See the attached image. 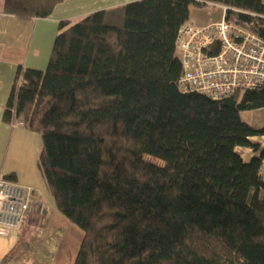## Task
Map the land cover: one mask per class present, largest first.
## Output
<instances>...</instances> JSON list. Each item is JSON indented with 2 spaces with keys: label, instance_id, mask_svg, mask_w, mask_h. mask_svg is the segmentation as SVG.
<instances>
[{
  "label": "trees",
  "instance_id": "trees-1",
  "mask_svg": "<svg viewBox=\"0 0 264 264\" xmlns=\"http://www.w3.org/2000/svg\"><path fill=\"white\" fill-rule=\"evenodd\" d=\"M64 1L4 0L3 13L47 18ZM193 6L225 7L264 39V0H137L61 22L46 70H17L4 120L42 136L56 207L83 233L74 264H264V149L251 141L264 128L241 116L264 107V85L221 101L180 90Z\"/></svg>",
  "mask_w": 264,
  "mask_h": 264
},
{
  "label": "crops",
  "instance_id": "crops-1",
  "mask_svg": "<svg viewBox=\"0 0 264 264\" xmlns=\"http://www.w3.org/2000/svg\"><path fill=\"white\" fill-rule=\"evenodd\" d=\"M133 1L137 0H65L47 18L21 20L4 14L0 0V177L32 192L26 223L11 237L0 236V264H74L83 240L82 231L57 209L40 167L41 134L4 120L18 68L46 70L61 22ZM245 112L252 117L243 120L255 129L264 128V107ZM251 141L264 149V135ZM236 151L245 162L259 155L244 147Z\"/></svg>",
  "mask_w": 264,
  "mask_h": 264
},
{
  "label": "built area",
  "instance_id": "built-area-1",
  "mask_svg": "<svg viewBox=\"0 0 264 264\" xmlns=\"http://www.w3.org/2000/svg\"><path fill=\"white\" fill-rule=\"evenodd\" d=\"M222 9L220 21L205 26L189 22L179 31L183 93L221 101L264 85V39L229 23ZM31 196V190L0 177V236L11 237L26 223Z\"/></svg>",
  "mask_w": 264,
  "mask_h": 264
},
{
  "label": "rangeland",
  "instance_id": "rangeland-1",
  "mask_svg": "<svg viewBox=\"0 0 264 264\" xmlns=\"http://www.w3.org/2000/svg\"><path fill=\"white\" fill-rule=\"evenodd\" d=\"M222 17L223 9L221 6H209L207 8H198L193 6L191 9L190 22L194 25H197L198 23L217 22L220 21ZM242 117L245 120H250L252 116L250 112H243ZM135 153L137 156L149 159L158 165H164L165 163V160L147 151H136Z\"/></svg>",
  "mask_w": 264,
  "mask_h": 264
}]
</instances>
